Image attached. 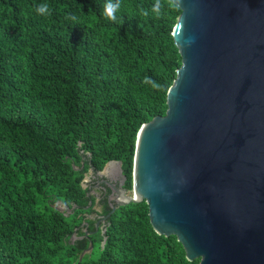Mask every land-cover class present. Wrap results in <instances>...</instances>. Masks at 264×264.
I'll use <instances>...</instances> for the list:
<instances>
[{"label":"trees","instance_id":"16d2710c","mask_svg":"<svg viewBox=\"0 0 264 264\" xmlns=\"http://www.w3.org/2000/svg\"><path fill=\"white\" fill-rule=\"evenodd\" d=\"M107 2L0 0V264H200L154 231L146 202L118 208L105 233L88 219L113 208L106 194L97 211L86 177L120 162L133 190L138 133L166 115L182 66L177 6L111 0L112 20Z\"/></svg>","mask_w":264,"mask_h":264},{"label":"water","instance_id":"95a60500","mask_svg":"<svg viewBox=\"0 0 264 264\" xmlns=\"http://www.w3.org/2000/svg\"><path fill=\"white\" fill-rule=\"evenodd\" d=\"M177 7L182 66L166 115L138 133L133 196L122 163L102 172L115 167L123 179L121 189L106 183L111 215L146 202L154 231L176 236L189 262L264 264V0Z\"/></svg>","mask_w":264,"mask_h":264},{"label":"flooded vegetation","instance_id":"af4514ba","mask_svg":"<svg viewBox=\"0 0 264 264\" xmlns=\"http://www.w3.org/2000/svg\"><path fill=\"white\" fill-rule=\"evenodd\" d=\"M102 172L95 174L94 172L91 171L88 174L89 176L87 178L88 179L87 188H89L91 190L89 195L95 196L97 198V205H98L97 211H99V212H102V210H103L102 205L99 203L106 196V194L108 195V202H110V203H111V201L113 202V200L116 198V194L111 189L110 186L114 184V185H116L117 189H121V187L123 186L122 185L123 179L118 174V170L115 167L111 168V170H110L111 176L110 177H107L105 174H102ZM123 175H124V173H123ZM107 182L111 185L106 184ZM125 185H126V183H125ZM125 185H124V188H125ZM108 191H110V193H108ZM110 205L112 207V203ZM110 217H111V214L110 215L108 214L107 216L92 215V216L88 217V219H90V220H95L97 218L100 219L99 223L96 225V228H97L96 232L101 230V231H103V233H105L106 226L108 225V219ZM94 232L89 233V236L92 235Z\"/></svg>","mask_w":264,"mask_h":264},{"label":"clouds","instance_id":"9594fccd","mask_svg":"<svg viewBox=\"0 0 264 264\" xmlns=\"http://www.w3.org/2000/svg\"><path fill=\"white\" fill-rule=\"evenodd\" d=\"M180 3V0H164L163 3H161V0H156L155 5H153V7L151 8L152 13L156 14V16L161 15V9L166 7L168 8H172L177 6V4ZM120 4H112L111 0H108V2L104 5V14L112 19L115 20L116 19V11L119 9ZM35 11L39 14V15H50V10H49V6L47 4H41L39 6L36 7ZM141 14L142 15H148V12L145 11V9L141 8ZM69 19L75 21L77 20L76 16H70L68 17ZM145 83H149V78L146 77L145 78ZM162 86L159 85L158 83L153 82V88L155 89H160Z\"/></svg>","mask_w":264,"mask_h":264},{"label":"rangeland","instance_id":"374dc122","mask_svg":"<svg viewBox=\"0 0 264 264\" xmlns=\"http://www.w3.org/2000/svg\"><path fill=\"white\" fill-rule=\"evenodd\" d=\"M89 176V175H88ZM88 176L86 177V179H85V181H84V187L85 188H87V182H88ZM128 195L129 196H133V190L132 191H129V193H128ZM60 206V208H62V209H65V207L63 206V205H59Z\"/></svg>","mask_w":264,"mask_h":264},{"label":"crops","instance_id":"0c3cea01","mask_svg":"<svg viewBox=\"0 0 264 264\" xmlns=\"http://www.w3.org/2000/svg\"><path fill=\"white\" fill-rule=\"evenodd\" d=\"M110 170H111V167L108 168L106 172H104V174H105L107 177H110V176H111Z\"/></svg>","mask_w":264,"mask_h":264}]
</instances>
